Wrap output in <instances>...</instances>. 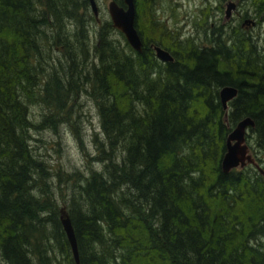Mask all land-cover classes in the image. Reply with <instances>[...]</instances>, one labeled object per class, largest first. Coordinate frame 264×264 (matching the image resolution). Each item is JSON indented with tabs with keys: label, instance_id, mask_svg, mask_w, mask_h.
<instances>
[{
	"label": "trees",
	"instance_id": "1",
	"mask_svg": "<svg viewBox=\"0 0 264 264\" xmlns=\"http://www.w3.org/2000/svg\"><path fill=\"white\" fill-rule=\"evenodd\" d=\"M134 1L143 46L131 54L115 45L109 19L89 28V0H0V264H76L61 207L79 264H264V177L221 168L244 117L264 151V38L208 26L203 46L160 62L150 45H162L143 39L137 21L155 1ZM224 86L238 90L227 119ZM82 93L97 105L99 166L57 185L51 176L53 187L29 143L43 127L29 106L45 104L46 123Z\"/></svg>",
	"mask_w": 264,
	"mask_h": 264
},
{
	"label": "rangeland",
	"instance_id": "2",
	"mask_svg": "<svg viewBox=\"0 0 264 264\" xmlns=\"http://www.w3.org/2000/svg\"><path fill=\"white\" fill-rule=\"evenodd\" d=\"M95 1L98 7V17L94 16L96 23L91 22L89 25L92 30L105 19L110 20L107 11V4L110 0ZM154 1L155 3L148 10L150 15L146 13V6L139 8V20L137 21L143 39L158 41L162 48L169 52L181 54L186 44L191 43L203 46L206 43L203 32L208 26V33L212 29L216 32L217 28L223 33H229L230 30H241L259 42H262L264 38V19L262 17L264 15L256 12V4L259 0ZM230 1L235 2L236 7L232 10L231 15L225 18L226 6ZM149 16L153 18L155 24L149 23ZM252 22L254 23L252 24ZM111 36L118 48L123 49L126 53H133L134 50L127 43L121 31L115 28L111 32ZM29 109V118L32 123L43 126L32 128L29 131V143L34 153L43 158L46 161V166L50 169L46 175L48 184L53 186V182L49 180L51 176L54 177V183L57 185V182L63 183L66 177L68 179L70 175L74 174L72 172L74 170L87 173L89 167L99 166L96 140L102 139L103 134L97 105L92 98L82 93L79 95L78 101L74 100L73 105L69 101L62 110L53 108V116L49 117V122L46 121V123L42 121L43 117H48L51 114L45 104L35 103L30 105ZM246 140L256 162L264 169V151L254 146L250 130ZM250 167L255 168L252 165H247L245 168ZM57 175L60 177V181ZM38 184L43 187L41 182ZM62 189V194H66L65 185L62 186ZM58 202H61L59 196ZM62 210L65 211L61 207L60 212ZM254 242L252 243L255 244ZM260 244L264 247V240H261Z\"/></svg>",
	"mask_w": 264,
	"mask_h": 264
},
{
	"label": "water",
	"instance_id": "3",
	"mask_svg": "<svg viewBox=\"0 0 264 264\" xmlns=\"http://www.w3.org/2000/svg\"><path fill=\"white\" fill-rule=\"evenodd\" d=\"M93 15L98 17V7L95 0H89ZM124 6H120L115 0H110L107 4V11L112 22V26L123 33L127 43L136 52L142 50V40L136 28V7L134 0H123ZM236 7L235 2H228L225 10V18L231 15ZM254 22H252L253 24ZM155 57L161 62H172L173 56L160 46H153ZM238 90L232 86H224L219 90V99L225 119H227L228 103L237 96ZM254 127V120L250 117H244L231 128L226 138L225 153L221 159V168L223 172H229L232 169H243L247 165L254 166L261 175L264 176V169L256 162L250 147L246 143L248 131ZM60 221L63 230L69 242L71 252L76 264H79L78 250L73 227L65 211L60 212Z\"/></svg>",
	"mask_w": 264,
	"mask_h": 264
},
{
	"label": "flooded vegetation",
	"instance_id": "4",
	"mask_svg": "<svg viewBox=\"0 0 264 264\" xmlns=\"http://www.w3.org/2000/svg\"><path fill=\"white\" fill-rule=\"evenodd\" d=\"M150 46H151V47H152V49H153V45L151 44Z\"/></svg>",
	"mask_w": 264,
	"mask_h": 264
}]
</instances>
